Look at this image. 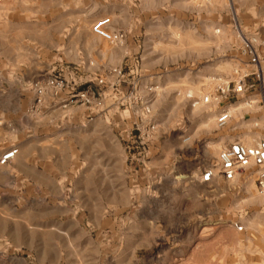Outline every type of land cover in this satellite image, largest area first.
Segmentation results:
<instances>
[{
	"label": "rangeland",
	"instance_id": "1",
	"mask_svg": "<svg viewBox=\"0 0 264 264\" xmlns=\"http://www.w3.org/2000/svg\"><path fill=\"white\" fill-rule=\"evenodd\" d=\"M22 3L21 18L0 5V158L18 150L0 166V264H264L254 171L200 181L264 136L245 51L264 39V0ZM107 18L122 41L92 33ZM245 75L255 87L225 103L243 113L219 128L200 98ZM51 80L64 88L39 101ZM82 91L92 105L65 107Z\"/></svg>",
	"mask_w": 264,
	"mask_h": 264
},
{
	"label": "built area",
	"instance_id": "2",
	"mask_svg": "<svg viewBox=\"0 0 264 264\" xmlns=\"http://www.w3.org/2000/svg\"><path fill=\"white\" fill-rule=\"evenodd\" d=\"M238 1L244 2L247 0ZM1 3L2 0H0V5ZM110 24V18L97 22L92 27V33L107 42L116 43L122 41L123 35L113 34L108 31ZM245 51L251 66L254 67L252 72L254 82L260 87V102L258 104L264 109V73L261 65L264 61V39L260 42H257V40H253V42L247 41L245 43ZM118 74L121 73L119 72ZM248 77V75H245L234 84H220L214 92L207 93L200 98V103L204 106L217 105L221 107L216 120L219 128L225 127L233 119L232 111L230 110L231 105H226L225 103L231 100H235L236 102L243 99L246 92L255 87L254 84L247 86L246 79ZM100 84H103V82L100 81ZM46 88L58 92L64 88V84L61 81L51 80L45 86L36 85L35 92L39 101L44 95ZM64 103L65 107L77 103L90 106L94 103V99L91 98L88 92L82 91L71 95ZM248 103L253 104L252 101H248ZM195 104L197 105V103ZM153 129L154 127L148 128L146 137H150ZM17 155V149L8 150L1 156L0 166H7L14 161ZM250 170H253L255 173L258 194L264 197V136L254 146L246 145L240 141L231 143L219 153L216 167L205 170L200 177V181L202 184L208 185L212 184L217 178H220L227 184H234L243 174ZM239 230H242V228H239Z\"/></svg>",
	"mask_w": 264,
	"mask_h": 264
},
{
	"label": "bare ground",
	"instance_id": "3",
	"mask_svg": "<svg viewBox=\"0 0 264 264\" xmlns=\"http://www.w3.org/2000/svg\"><path fill=\"white\" fill-rule=\"evenodd\" d=\"M262 70H263V73H264V65H262ZM243 111V109L241 108V107H237L234 111H232V115H233V117L235 116V117H238V115H240L241 114V112ZM243 113V112H242ZM257 127H261V128H263V122H260V123H256L255 124ZM254 135L255 134H253V135H251V136H249V138H253L254 137ZM245 144V143H244ZM250 146V145H249ZM26 151V150H25ZM19 158V157H18ZM21 158V157H20ZM20 158L18 159V160H15V161H18L19 162V160H20ZM21 162V161H20ZM18 164V163H17ZM18 167V166H17ZM19 167H21V166H19ZM21 169V168H20ZM24 169V168H23Z\"/></svg>",
	"mask_w": 264,
	"mask_h": 264
},
{
	"label": "crops",
	"instance_id": "4",
	"mask_svg": "<svg viewBox=\"0 0 264 264\" xmlns=\"http://www.w3.org/2000/svg\"><path fill=\"white\" fill-rule=\"evenodd\" d=\"M14 1H15V4H17V5H16V7H17V9H16L17 16H18L19 18H21V16H22L24 13H26V12H23V9H22V7H23L22 0H14ZM2 2H3V0H2ZM5 2H6L7 4H9V0H5ZM32 2H33V1H31L30 3L32 4ZM33 4H34V2H33ZM30 8H31V6H30ZM14 11H15V9H14Z\"/></svg>",
	"mask_w": 264,
	"mask_h": 264
}]
</instances>
